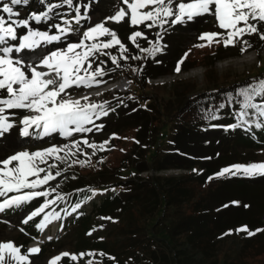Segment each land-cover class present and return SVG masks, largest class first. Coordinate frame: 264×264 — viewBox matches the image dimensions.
I'll return each mask as SVG.
<instances>
[{
  "label": "trees",
  "instance_id": "1",
  "mask_svg": "<svg viewBox=\"0 0 264 264\" xmlns=\"http://www.w3.org/2000/svg\"><path fill=\"white\" fill-rule=\"evenodd\" d=\"M101 2V0H73L72 7H69L63 3V0H28L27 4L14 6V10L19 12V16L14 19H28L32 31L61 35L55 25L65 27V20L71 21L72 28L71 33L61 35L59 41L51 43L41 41L39 48L25 49L14 55L23 57L25 61L31 59L30 62L36 65L39 63V60H36L39 50H61L71 42H80L83 35L79 39L72 38L75 34H82L92 27V16L97 13ZM3 3H10V0H2L0 7ZM50 4L61 6L48 13V20L42 19L37 22L31 19L32 14L42 15L47 12ZM76 7L80 8V16L83 17L78 24L74 19L77 16L74 10ZM142 9L143 12L151 10V8L147 10V7ZM0 15L7 18L5 13L0 12ZM130 16H124L120 23H117L119 25L104 24L116 34L126 51L122 50L119 44H112L111 47L101 50L110 55L96 53L93 68L95 69L103 61L102 66L107 73L103 77L104 83L97 86L105 87L121 78H127L135 89L144 92L150 82L156 79L181 75L197 67H204L208 71L225 58L223 53L232 49L230 46H224L223 39H216L221 42L217 43L214 40L211 44L207 41L190 44V41L183 40L184 37H188L186 29L197 28L205 22L204 18L207 15L197 17L193 21L175 24L172 23L173 18H168V22L163 27L159 26V22L148 27L147 25L152 24V21L132 25ZM257 26L264 32L261 24ZM135 32H141L142 35L136 37L134 43L130 37ZM27 34L28 29L18 27V39L10 41V44L17 47L20 38ZM246 36L251 44V50L258 53L264 51V41H261L258 35L246 34ZM111 39L110 35L104 34L94 41L85 43L108 42ZM200 44L205 46L196 47ZM154 48L159 50L141 51V49ZM186 53L187 58L180 65L181 71L176 73L178 61ZM111 56L117 57L121 67L117 68L112 63ZM185 64L187 66L183 67ZM37 70L47 71L45 68ZM260 80H264V73L231 84L215 83L214 87L204 93L192 96L186 102L180 101L177 107L171 108L170 113L169 105L152 97L120 91L106 92L97 104H104L108 114L99 119L94 117L95 124L87 127L96 130V125L102 124L104 129L111 122L132 118L130 125L118 130L115 135L118 138L112 139L109 153L103 163L86 162L83 165L77 163L73 167L82 177V181L74 189L69 192L55 191L43 197L41 201L44 203L46 200L56 201L50 213L59 214L60 219L57 221L60 222L64 235L76 230L85 246L90 244L89 249L96 250V254L90 258L92 264H148L149 257L155 254L153 247L155 241L147 233L146 222L154 218V212L162 205H165L164 218L171 221L175 230L174 235L185 242L184 245H195L204 249L207 246L205 242L209 240L201 243L198 238L202 234L215 232L216 223L210 220L223 213L224 205L219 204L215 196L230 181L235 180L239 185L244 186V183L260 179L259 175L246 176L243 173L217 176L223 170L220 166L232 168L235 165L244 166L243 163H246L243 160L239 164L231 163L230 157L224 154L225 152L233 153L234 150L238 152L242 149L245 152L264 150V127L255 126L256 121H264V117L255 115V109L247 110L249 114L244 118L248 121L247 124L237 128L229 127L239 122L238 113L242 110L244 101L239 95L240 89L259 83ZM85 89L87 88L80 87L78 91ZM67 91H70L71 95L78 92L75 87ZM0 98H6V93L0 92ZM253 103L264 104V99L258 96ZM30 114L31 112L22 109H6L5 115L9 116V122L13 127L0 135V148L7 144L14 146L20 142V132L23 128L21 119ZM166 129L169 131L166 144L157 150L152 160H149L152 146L144 144V137H150L154 145L164 135ZM30 133V140L40 142L44 139L65 141L77 134L74 133L68 138L59 133L44 136L42 129H36L34 126L30 128ZM208 136L213 139L211 140L210 137V142L200 145L201 140ZM219 145L225 146L224 149H219ZM127 170L130 173L125 175ZM170 170L187 173L181 177L142 176L153 171ZM58 196L63 199H57ZM77 204L80 207L73 212L72 209ZM27 206L33 205L28 202L22 207L6 210L4 214L6 216L18 214ZM95 213L105 219L111 218L106 219L111 225L104 226L106 228L103 235L92 244L91 241H87L86 236L94 231ZM46 214L41 213L25 224L23 235L28 239L25 245L21 246L25 254L29 253L26 244L44 236L47 227L56 219L53 215L45 223ZM40 223H45L42 230L37 227ZM44 250L42 249V252ZM101 253L104 255H100ZM234 264H264V249L248 246L242 254L241 262Z\"/></svg>",
  "mask_w": 264,
  "mask_h": 264
},
{
  "label": "snow or ice",
  "instance_id": "2",
  "mask_svg": "<svg viewBox=\"0 0 264 264\" xmlns=\"http://www.w3.org/2000/svg\"><path fill=\"white\" fill-rule=\"evenodd\" d=\"M2 3V0H0ZM28 0H10V3H3L0 7V12L7 14L0 15V92L6 93V98H0V135L13 127L9 122V116L5 115L6 109H22L34 115H25L21 119L23 124V135L29 136L30 127L42 129V134L48 136L53 133H59L65 138L71 137L74 133H90L93 128L87 127L94 125L95 120L101 116L107 115L104 104H96L90 102V97L85 95L81 98L73 99L71 93L67 89L75 88H89L94 85L104 83L103 77L107 75L105 68L102 66L103 61L95 69L92 65L96 59V53L100 55H110L101 51L112 46V44H119L122 50L124 45L120 43L116 34L110 29L106 28L103 23L97 24L94 27L87 29L83 33V37L79 43H70L65 49L51 51L49 54L44 55L38 64L26 63L23 57L15 56L14 53L19 54L23 50H33L41 46V41L51 43L53 41L61 40V35L71 33V21L65 20V27L55 25L56 29L61 35H49L46 32L32 31L29 28V20H18L14 17L19 16V12L14 10V6L27 4ZM64 4L72 7L73 0H63ZM123 3L128 6L131 11L130 23L137 25L143 21H152L148 27H152L159 22V26L163 27L168 22V18H173L172 23H185L193 21L197 17L204 15H214L218 21V26L221 29L230 30L227 32V38L223 39L225 47H235L237 43L241 44V52L251 47V44L243 39L244 35L256 34L261 41H264V32L257 26L264 24V0H123ZM58 4H50L48 11L42 15L32 14L31 19L39 22L42 19L48 20V13L53 9L60 7ZM152 6L151 10L147 12H138L142 9ZM75 12L77 16L74 18L76 23L83 17L80 16V8L76 7ZM126 15L123 8L117 12L113 17L108 19L115 22L120 20ZM253 21L250 23L249 21ZM243 22V27H238L240 22ZM28 29V34L20 38L17 47H13L10 41H17V28ZM108 34L112 37L111 41L101 43L86 44V41H94L98 36ZM141 32H135L130 39L135 43V39L141 36ZM221 36V33H204L199 39L206 40L208 44L215 42L216 37ZM138 46V45H137ZM200 44L196 47H204ZM80 49V51H77ZM158 48L152 50L141 49V51H156ZM185 56L178 61L175 68L176 73H180L181 67ZM127 59V57H123ZM138 58V57H134ZM111 61L117 68L121 67L117 57L111 56ZM85 65H87L85 67ZM38 68H45L47 71H39ZM136 71V69H133ZM239 95L244 98L242 110L238 113V123L231 125V128L240 127L242 124H247L248 121L244 118L248 116V109H255V115L264 117V104L253 103L256 97L264 99V80L259 83H253L248 87L241 88ZM82 100L85 101L82 103ZM257 128L264 127V121L257 120L255 123ZM103 125H96V130H101ZM113 138H118L113 135ZM81 143L95 150H105L103 144L97 145L90 143L88 139L82 141H73L71 145L64 147L53 146L43 151L35 153L19 152L12 155L4 161H0V197H5L3 202H0V213L13 208H19L22 205L30 202L38 197H47L50 195L49 191H36L43 185L48 184L50 180L60 175L58 171L54 176L51 171L39 167L40 164H48V168H55L57 165L50 164L45 157H54L61 162H66V158L80 153ZM75 149V151H73ZM63 152L64 155L60 156L59 153ZM94 154V153H93ZM13 162H18L13 164ZM76 163V161H73ZM82 165L86 162L81 161ZM11 165V167H10ZM45 173L43 177L40 173ZM243 173L246 176L264 175V163L250 164L247 166L235 165L232 168H225L217 174L218 177H225L226 175H237ZM36 177L30 180L29 177ZM23 189H31L24 195H16L7 197L8 193L21 192ZM55 191V189H51ZM95 194V193H93ZM57 199H63L58 196ZM55 200H46L39 208L32 211L26 217L23 223L27 224L32 221L34 217L39 216L45 212ZM80 205L77 204L73 207L72 211H76ZM247 207V205L245 206ZM55 215L56 219H60L58 213H47L44 217L46 223L48 219ZM105 219V218H102ZM111 219V218H106ZM45 223L37 225L39 229H43ZM23 231V229H21ZM237 231H244L249 236H253L256 232L264 231V229H256V231H249L247 227H242ZM91 234V233H89ZM40 248L35 247L28 250L29 254H38ZM68 256V253L63 254ZM84 255H94L93 253ZM100 255H104L101 253ZM73 260L77 257L72 256ZM28 257L21 254L19 247L11 242L0 244V264H21L27 261ZM60 257H56L50 264H57ZM89 264H92L90 261Z\"/></svg>",
  "mask_w": 264,
  "mask_h": 264
},
{
  "label": "rangeland",
  "instance_id": "3",
  "mask_svg": "<svg viewBox=\"0 0 264 264\" xmlns=\"http://www.w3.org/2000/svg\"><path fill=\"white\" fill-rule=\"evenodd\" d=\"M101 1V5L98 8L97 13L92 16V27L101 23L119 25L117 23L120 22H115L108 18L113 17L121 10V8L125 10V16L131 15L130 9L123 3V0ZM131 2L132 0H129V3ZM147 8V10H149L151 6ZM143 11L144 9H138V12L142 13ZM204 20L205 22L197 26V28L186 29L188 37H184L183 40L190 41V44L196 41L205 42L206 40L199 39V37L204 33H221V36L216 37L215 39L227 38V32L230 30L219 28L218 21L214 15H207ZM249 22L252 23L251 20ZM238 27H243L242 21ZM261 29L264 30V24H261ZM85 31H83L82 34H75L72 39H79ZM243 39L247 40V36L244 35ZM240 49L241 44L237 43L235 47H232L231 51L223 53L225 58L219 61L208 71L204 67H197L181 75H172L159 80H153L144 92H140L135 89L127 78H121L119 81L114 83V85L110 84V86L106 87L95 85L82 91H78L79 88H75L78 92L73 94L72 98L77 99L87 95L90 97L91 103L97 104L103 99V94L106 93L107 88L111 89L113 87V90L108 91H120L122 93L129 92L134 95H144L160 100L161 102L163 101L162 103L169 105L170 113L171 108L177 107V105L180 104V101L186 102L192 96L204 93L206 90H209V88L214 87L215 83L219 82L222 84L223 82H226V84H231L233 82L245 80L248 77L264 73V51L262 53H258L251 50V47L247 48L244 52H241ZM51 51L57 50H39L36 60L40 61L44 55L49 54ZM77 51H80V49ZM30 60L25 62L33 64ZM186 66L187 64L183 67ZM84 102L85 101L82 100V103ZM34 114L35 113H31L30 115ZM130 119L132 118L119 119L116 122H111L104 129L93 130L90 133H77L75 136L65 141L44 139V141L40 142L30 140L29 136L23 135L22 128L20 132V142H17L14 146L7 144L0 148V161H4L19 152L26 151L29 153H35L53 146L64 147L65 145H71L73 141L76 140L82 141L83 139H88L90 143L97 145L103 144L105 141H109L108 144L104 145L105 150L103 151H94L81 143L80 147L82 151L74 156L67 157L66 162H61L54 157H45L50 164H55L57 167L49 169L48 164H40L39 167L51 171L54 176L59 171L60 175L56 176L55 179L50 180L48 184L36 189V191H49L50 193H53L51 189L54 188L55 191L69 192L82 181V177L74 171L73 167L81 161L103 163L109 153L113 135H116L118 130L122 129V127L130 125V122L132 121ZM168 132V129H166L164 135L160 137L158 142L154 145L152 140H150V137H144V144L152 146V150L149 154V160H152V158L156 155L157 150L166 144L168 140ZM210 137L211 136L204 137V139L201 140L200 145H206L210 142L213 139V137H211V140L209 141ZM219 146V149H224L225 147H222L221 145ZM242 150H238V152H235L234 150V154L231 152H225L224 154L228 155L231 163L234 164H239L242 160L246 162L243 163L244 166L264 163V150L254 152H245ZM73 151H75V149H73ZM59 155L63 156L64 153L61 152ZM73 161H76V163H73ZM17 163L18 162H13V164ZM0 167H2V165H0ZM220 167L221 169H225L227 166ZM129 173L130 172L127 170L125 175H128ZM186 173L187 172L180 170H170L167 172L153 171L144 173L142 176L145 178L148 176L181 177V175H185ZM44 175L45 173H40L41 177ZM259 176L260 179L244 183V186L239 185L235 180L230 181L223 187L220 193L215 196L217 202L222 204V206L224 205L222 207L223 213L222 215H218L217 218H211L210 220L216 223V231L212 234H202L198 238V241L201 243L209 240V242H205V245H207L204 248L205 250L195 245H184L185 242L174 235L175 230H173L171 221L164 218L163 211L165 209V205H162L158 211L154 212V218L148 219L146 222L148 229L147 233L149 237L155 241V245L153 246L155 254L149 257L150 262L148 264H234L235 262H241L242 254L248 246L263 250L264 231L256 232L253 236H249L244 231H237L242 227H247L249 231L254 232L256 229H264V175ZM35 178L36 177L34 176L29 177L30 180H34ZM29 191L32 190L23 189L19 193H8L7 197L24 195ZM42 198L43 197H38L31 200L30 203H32L33 206L23 208L18 214L6 216L4 212L0 213V244L11 242L15 246L19 247L20 250L22 249L21 246H24L28 239L23 235L25 227V223H23V221L31 214L32 211H35L44 203L41 201ZM4 199L5 197H0V202H3ZM246 205L247 207H245ZM53 207L54 204H51L45 209V213L52 212L54 209ZM102 218L103 217L95 213L93 226L94 231L86 236L87 241H91L90 243L92 244L96 243L97 238L103 235V231L106 228H104V226L111 225V223H107L106 219ZM51 223V226H48L45 230L44 236L30 244H26L28 250L38 247L41 251L38 254H25L21 250V254L28 257L27 261L21 262V264H50V262L56 257H60L57 264H89L90 258L96 254V250L89 249L90 244L85 246V244L81 241L80 234H78L76 230L64 235L62 226L57 219H54ZM21 229H23V231H21ZM42 249H45L44 252H42ZM65 253H68L69 255H63ZM81 253H93L94 255L81 256ZM72 256H76L77 258L73 260L71 258Z\"/></svg>",
  "mask_w": 264,
  "mask_h": 264
},
{
  "label": "built area",
  "instance_id": "4",
  "mask_svg": "<svg viewBox=\"0 0 264 264\" xmlns=\"http://www.w3.org/2000/svg\"><path fill=\"white\" fill-rule=\"evenodd\" d=\"M113 85H114V84H113ZM109 86H110V85H109ZM108 90H113V87H112L111 89H108V88H107V91H106V92H108Z\"/></svg>",
  "mask_w": 264,
  "mask_h": 264
}]
</instances>
